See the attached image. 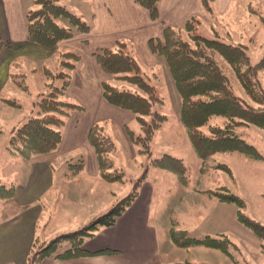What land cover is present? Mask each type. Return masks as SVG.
I'll return each instance as SVG.
<instances>
[{
	"label": "crops",
	"instance_id": "obj_1",
	"mask_svg": "<svg viewBox=\"0 0 264 264\" xmlns=\"http://www.w3.org/2000/svg\"><path fill=\"white\" fill-rule=\"evenodd\" d=\"M252 1L213 0L211 13L206 10L202 0H160L158 18L153 19L148 10L135 0H64L62 3L82 17L91 29L89 33H79L61 41L56 49L51 50L28 41L26 14L35 8L34 0H0V113H5L8 120L17 123L24 121V118L27 120L32 111L28 114L21 103V108H13L5 102L16 100L8 98L7 88L15 87L25 94L29 93V87L28 91H24L13 81L14 76L10 72L16 61H27L29 73H42L45 76V69H49L45 65L55 56L59 58L60 53L80 56L76 69L70 72L71 84L65 99L83 107V110H76L67 118L62 142L55 152L29 160L12 156L9 152L12 170L17 174L16 181L10 184L16 187V193L11 200L0 202V264H28L36 241H48L60 234L78 230L106 214L126 196L121 194L123 190L120 187L128 183H108L101 177L98 155L89 135L95 125H103L115 142L117 137L126 142L133 161L139 155L128 129L136 132V128L140 131V127L134 113L110 105L104 97L103 84L117 81L99 65L98 52L114 49L120 42L125 43L127 51L136 58L147 75L150 72L151 75H159L158 68L164 65L165 59L153 53L151 40L164 41L167 28L183 30L191 19L199 20V29L206 27L215 36L222 18H240L238 10L251 8ZM236 2H240V6ZM226 33L231 34L229 31ZM17 76L26 77L24 74ZM46 84L47 80L41 83L39 93L47 90ZM119 148L124 152L117 145V155ZM81 161L84 162L82 172L75 178L68 177L69 165ZM142 165L141 162L140 167ZM163 173L172 175L178 181L173 174ZM155 185L156 180H150L148 176L137 200L116 225L102 229L84 245L89 253L116 254L74 260H46L42 264H188V251L176 247L172 242L173 225L188 231L187 223H180L176 216L191 220L201 229L205 222L220 223L221 217L209 218L211 210L214 214L227 212L224 208L230 205L210 198L202 191H194L190 185L187 187L189 192L177 195L169 207L171 196L156 194ZM131 189L133 185L130 182L129 191ZM163 203L166 208H163ZM223 233L218 231L208 235ZM206 251L202 249L203 255H208ZM212 252L210 254H220ZM222 256L217 255L219 260L214 264H231ZM196 260L198 263L212 264L204 259Z\"/></svg>",
	"mask_w": 264,
	"mask_h": 264
},
{
	"label": "trees",
	"instance_id": "obj_2",
	"mask_svg": "<svg viewBox=\"0 0 264 264\" xmlns=\"http://www.w3.org/2000/svg\"><path fill=\"white\" fill-rule=\"evenodd\" d=\"M62 1L64 0H34L35 8L26 14L30 43L54 50L61 41L71 39L79 33L90 32V25L71 12ZM135 1L148 10L153 19L158 18L160 0ZM202 2L206 10L213 13V0ZM200 25L199 20L191 19L183 30L167 28L164 41H150L151 50L165 59L174 79L181 100V123L191 146L204 166L218 154L240 153L251 160H262L264 156L256 146L248 143L238 133V129L253 125L264 130V88L259 79L260 73L264 72V57L253 64L246 46L227 43L219 36L210 38L198 34ZM184 33H187V39L184 38ZM216 54H220L231 65L251 103L236 94L231 79L225 74ZM96 56L104 72L114 80L134 87L121 90L112 83H105L104 97L110 105L135 114L140 131L128 129V133L138 155L147 156L149 164L144 167L142 165L145 171L135 182L131 180L132 192L116 202L106 214L78 230L60 234L48 241H36L28 264L116 254L89 253L84 245L102 229L116 225L137 200L151 168L173 174L183 186L189 187L192 183L188 175L189 167L183 158L168 153L159 158L153 155L154 139L168 120V116L158 110L163 100L152 83V79L158 78V75L154 74L153 78L148 76L136 58L127 51V45L122 42L114 49L101 50ZM59 60L60 71L45 69L47 90L37 95L28 120L11 131L7 149L13 156L29 160L55 152L62 142L67 118L74 111L83 110L82 106L65 99L71 84L70 72L76 69L80 56L75 53H60ZM21 77V81L14 78L13 81L19 88L28 91L24 76ZM5 102L13 108H21L17 100ZM89 140L98 155L101 177L108 183H127L126 172L119 170L113 160L117 154V144L108 135L105 127L95 125L90 131ZM83 167V161L69 165L68 177H77ZM215 169L233 176L232 169L225 163H218ZM15 193V186H6L0 182V202L11 200ZM202 193L221 203L237 205L238 222L251 230L263 242L264 247V224L244 213L247 203L243 198L227 187ZM171 238L182 249L203 247L220 251L235 264H239V261L233 252L236 251L242 256L238 245L225 234L207 235L199 239L192 237L189 231L174 226Z\"/></svg>",
	"mask_w": 264,
	"mask_h": 264
},
{
	"label": "rangeland",
	"instance_id": "obj_3",
	"mask_svg": "<svg viewBox=\"0 0 264 264\" xmlns=\"http://www.w3.org/2000/svg\"><path fill=\"white\" fill-rule=\"evenodd\" d=\"M24 1L29 2L32 0ZM246 4L248 3L246 2ZM236 5L240 6V2H236ZM250 5L252 6L251 11V8H241L238 10V14L240 13L241 16L236 20L232 17L222 18L217 25L218 27H216L219 32L216 33L215 36H219L227 43H237L246 46L252 63L256 64L264 57V0H254ZM242 7H244V5ZM227 31L231 34L227 35ZM197 33L206 37L216 38L210 34V31L206 27L198 29ZM183 35L185 39L188 38L187 33ZM216 57L225 74L231 79L236 94L244 97L251 103L231 65L220 54H216ZM59 62L60 60L57 55V57L55 56L54 59L49 61L45 66L58 72L60 71ZM163 63L164 65L158 68V78H153L151 72L148 74V76L153 78L152 83L157 87L158 95L163 100V103L158 106V110L161 114L168 116V120L157 133L153 142L154 157L159 158L163 154L168 153L175 157L183 158L186 165L189 167L188 175L192 180L191 187L194 191L205 192L227 187L231 192L246 201L247 207L244 209V213L264 224V158L262 160H251L240 153L218 154L212 161L206 163L204 166L197 158L187 137L186 130L181 123V100L174 86L175 83L170 69L165 60ZM26 65L27 61L23 59L18 60L12 66L10 73L13 74V78L18 81H21L23 77L17 75L24 74L26 76L24 80L29 87V93L25 94L21 90H18V88H11L10 85V88H7L6 92L9 95L8 98L16 99L24 106L25 111L27 110L29 114L30 110L33 109V103L36 101L37 94L40 92L41 83L44 82L46 78L42 73H36L34 75L29 73V68ZM259 79L264 88V72L260 73ZM113 85L121 90L134 88L126 82L120 81L114 82ZM23 120L24 121H18L17 123L15 122V124L13 120L10 121V119H7L5 113H0V131L3 134V136H0V180L3 185L11 186L10 182H15L17 179V174L12 170L11 154L7 147L11 129L13 127L22 126L28 119L26 120V118H24ZM136 130V132H139V129L136 128ZM238 133L241 134L248 143L256 146L259 152L264 156V130L250 125L239 128ZM116 144L124 149V152H121L119 148V154H116L113 160L118 169H123L127 174L128 184H124L126 186H121L120 188L123 190L121 194L128 195L132 192V189L129 191L131 180L135 182L145 171L140 167L141 162L144 164L143 167L147 166V164H149V158L147 156H138L132 161V159H130L132 153L128 150L126 142L120 137H117ZM218 163L227 164L232 169L233 176L223 170L215 169ZM204 167L208 170L205 169V171ZM149 177L150 180H156V194H162L167 197L168 195L171 196L168 200L169 207L174 203L177 195L189 192L188 186L181 185L178 181L174 180L172 175L163 173L159 168H151ZM228 205H230L228 208L223 207L227 212L224 211L222 213L221 211V213L218 212L214 214L211 213L213 210L210 211V219L214 217L220 219L221 217L219 224L205 222L204 227L201 229L200 227H196L191 220L187 221V219L180 216H176L175 219L180 223L185 221L190 235L195 238L201 239L214 232H224L223 234H226V236L232 239L241 249L242 256L236 251L233 252L239 264H264L263 242L260 241L251 230L238 222L237 205ZM162 206L163 208L167 207L165 203H163ZM174 226L175 225H173V227ZM53 238L54 237L50 239ZM202 249L207 248L193 247L183 249L188 251L190 257L188 263L202 264L200 262L198 263L196 259H201V261L204 259L214 264L219 260L217 255H223L222 257L228 259L231 264H235L228 256L220 251L207 249L208 251H206L205 254L208 255H203ZM212 251H217L216 253L220 254H210L213 253ZM205 264L210 263L208 262Z\"/></svg>",
	"mask_w": 264,
	"mask_h": 264
}]
</instances>
